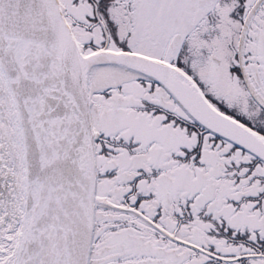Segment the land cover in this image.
<instances>
[{"label":"snow or ice","instance_id":"6c2138e0","mask_svg":"<svg viewBox=\"0 0 264 264\" xmlns=\"http://www.w3.org/2000/svg\"><path fill=\"white\" fill-rule=\"evenodd\" d=\"M0 264H264V0H0Z\"/></svg>","mask_w":264,"mask_h":264}]
</instances>
